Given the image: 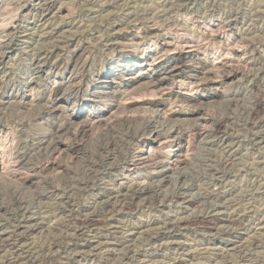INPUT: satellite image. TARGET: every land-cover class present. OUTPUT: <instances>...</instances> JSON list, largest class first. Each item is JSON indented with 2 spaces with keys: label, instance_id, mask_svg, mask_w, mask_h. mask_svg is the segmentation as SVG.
Here are the masks:
<instances>
[{
  "label": "rangeland",
  "instance_id": "374dc122",
  "mask_svg": "<svg viewBox=\"0 0 264 264\" xmlns=\"http://www.w3.org/2000/svg\"><path fill=\"white\" fill-rule=\"evenodd\" d=\"M0 15L3 21L0 22V30L4 31L6 26L11 27L9 33L4 31V37L0 38V135L7 134L9 122L5 117L17 105L19 110L14 116L17 122L22 117H25V122L32 119L30 121L33 125L27 133L30 140L36 138L38 133H53L60 127L59 138L49 148L52 150L60 144L70 149L68 154L54 156L51 160L45 155L37 158L32 151L33 157L27 160L31 167H40L49 161L54 164V169L51 167L50 171L29 178L34 182L33 186L16 192L17 195L21 194L22 204L17 203L16 196H11L12 190L13 194L17 190L0 186V232L14 235L13 251L21 254V262L32 264L26 253L27 246H37L39 249L49 247L55 239L61 240L66 231L70 234L66 243L81 244L95 236L91 245L96 247L100 241L106 243L108 239H115V236L122 240L128 239L134 228L137 229L134 241L129 245L134 244L132 249L138 256L128 264H152L145 255L151 250H158L159 245L163 244L159 255L154 258L157 261L155 264H172L173 259H182V264H243L237 253L233 255L235 257L230 256L233 254L230 253L223 260L217 247H234L250 240H257L259 244V251L253 252H261L259 256L264 255V144L253 148L252 131L247 126L253 120V111H257L256 105L261 107L257 111L258 121H264V79L254 81L252 77L258 69L264 67V0H0ZM213 24L218 25L219 29H210ZM224 35L235 37V42L230 45L222 43L218 37ZM161 36L175 40L184 36L192 37L214 53L221 52L236 65V79L225 81V71L220 69L218 72H210L211 76L206 77L209 78L207 81H196L189 73L190 63L178 61L173 51L166 53L162 59L164 63L153 73L152 76L155 77L150 78L151 74L146 73V69L154 55L150 54L147 60L143 56L145 52L155 48ZM1 50L6 54L3 57ZM236 50L241 51L240 56H236ZM175 65L180 66L181 72H184L181 77L167 75ZM130 72L135 73V81L129 80L127 75ZM69 74L74 76L73 81L66 83L64 79ZM111 75L114 78L111 79ZM150 80L159 82H155V87H149V83H145ZM55 81L58 82L57 85ZM33 88L35 90L32 91ZM125 101L132 102L125 108L127 111L124 110ZM49 105L57 107L54 115L46 110ZM81 110L86 113L96 110L97 114L104 115L105 121L102 124L97 122L93 131L78 140L73 133L79 122L76 112ZM197 112L199 114L196 116ZM165 114L169 116L167 121ZM152 116L155 120L148 126L144 121ZM126 117L143 120L138 125L126 123V128L122 127L117 134L118 139L115 136L114 139L108 137L107 131L113 130L115 123ZM218 121L222 123L221 131L216 127ZM172 126L173 129L181 128L183 139L192 145L191 152L177 173H168L166 185L156 195L158 198L151 194L146 196L145 203L155 198L151 202L152 207L137 201L132 210L121 211L112 221L109 219L97 227L80 224V216L86 214V211H96L97 214L103 211L98 203L106 196L105 193L128 190L137 184L144 187L151 183L148 177L151 170L145 165L125 173L121 160H112L102 168V163L98 162L97 170L94 161H98L100 156L112 158L114 148H121V144L116 146L119 139L126 142V147L137 132L146 131L149 134L160 128L159 131L164 135H170ZM13 127L14 139L10 149L18 151L21 144L19 140L25 136L20 137L16 126ZM261 129L264 136V125ZM198 132L205 133L207 140L204 139V142H212L213 138L215 141L206 143L205 146L194 144ZM237 133H240V137ZM227 138L231 142L230 149L227 148L229 150H226L227 145H223ZM164 152L166 151L161 154L166 156ZM25 172L29 174L28 170ZM221 174L223 177H220ZM212 188L223 193L226 190L223 201L228 202L204 198L206 194L213 192ZM178 194L188 200H195V204L184 212L182 201L172 199ZM212 202L217 207L224 203L221 204L225 211L222 214L236 216L239 219L237 223L229 227L222 223L225 228L221 224L217 225L216 229L223 227L221 231L194 226L189 231L180 233L176 239L165 238L156 244L147 239L150 233H157L168 219L180 215H205L216 207ZM112 227H117V235L109 234ZM215 233L218 237H213ZM260 233L262 234L259 235ZM169 241L181 243V250L168 249ZM63 252L43 264H62L64 257L72 255V252ZM125 252L124 248L117 256ZM8 255L5 251L2 259ZM87 261L82 260L81 263L86 264ZM96 262L101 264L100 260Z\"/></svg>",
  "mask_w": 264,
  "mask_h": 264
},
{
  "label": "bare ground",
  "instance_id": "6f19581e",
  "mask_svg": "<svg viewBox=\"0 0 264 264\" xmlns=\"http://www.w3.org/2000/svg\"><path fill=\"white\" fill-rule=\"evenodd\" d=\"M2 7V6H1ZM179 12V11H178ZM178 14V13H177ZM2 16V15H0ZM179 20V19H178ZM1 17H0V22H1ZM3 22V21H2ZM170 22V21H169ZM138 24V23H137ZM176 24V23H175ZM187 24V23H186ZM187 26V25H186ZM220 26V25H219ZM156 27V26H155ZM153 27V29L155 28ZM9 26L4 27V31L9 33ZM150 28V27H149ZM215 28H218V25H210V29H212L214 31ZM219 29V28H218ZM230 29V28H229ZM3 30V29H2ZM4 31L0 30V38L3 36ZM12 31V30H11ZM148 31V30H147ZM151 32V31H150ZM216 32V31H215ZM44 33V32H43ZM218 34V33H217ZM223 34V33H222ZM158 35V34H157ZM10 36V35H9ZM156 36V35H154ZM4 37V36H3ZM218 39H220V41L226 45H230L232 44V42H235V37L233 36H223V37H218ZM8 42V41H7ZM137 42V41H136ZM2 44V43H1ZM6 44V43H5ZM3 44V45H5ZM11 44V43H10ZM9 44V46H10ZM8 46V45H6ZM232 46V45H231ZM3 47V46H2ZM232 48V47H231ZM2 49V48H1ZM150 49V48H149ZM240 50V49H238ZM235 51L236 56H240L241 55V51ZM5 51V50H4ZM173 51V54H176V59L178 61H186L189 62V73L191 75V78L194 80H206V77H209L210 72H214L222 69L223 71H225V76H224V80L227 82L230 81H234L236 79V71L234 69H236V65H233L231 63V60H229V58L222 54L221 52L218 53H214L213 51H211L207 46H201L199 44L198 41H196L194 38L192 37H188V36H184L182 38H178L177 40H175L172 37H163L161 36L160 40L156 43L155 48H153L151 51L149 52H145L144 53V59L147 60V58H149L150 54H153V60L150 62V64H148V68L146 69V73H150L152 77L153 73L155 71H158L160 68V65L162 63H164V61L162 60L167 52ZM2 52V50H1ZM46 52V51H45ZM3 53V52H2ZM2 57L5 56L6 54L3 53L1 54ZM49 55V54H48ZM259 59V58H258ZM1 62V61H0ZM143 62H145V60H143ZM179 62V63H180ZM2 63V62H1ZM4 63V62H3ZM178 63V64H179ZM5 64V63H4ZM182 65V64H181ZM239 65V64H238ZM78 67V66H77ZM1 68V67H0ZM143 70V69H142ZM221 70V71H222ZM145 73V72H144ZM253 73V72H252ZM256 73V72H255ZM72 74V73H71ZM181 74L183 75L184 72H181L180 70V66H176L173 67L170 71H168V74L170 77H181ZM214 75V74H213ZM68 76V75H67ZM129 77V80L131 81H135L136 77H135V73H129L127 75ZM165 76V75H164ZM211 76V75H210ZM215 76V75H214ZM250 76V75H249ZM74 77V76H73ZM73 77L69 74V76L64 79L66 81V83H70L73 81ZM183 77V76H182ZM190 77V76H189ZM254 78V81L262 78L264 79V67L258 69L257 73L255 75L252 76ZM110 78H114L113 75L110 76ZM209 79V78H208ZM207 79V80H208ZM248 79V78H247ZM184 80V79H183ZM206 80V81H207ZM148 81L145 84L149 83V87L152 85L155 87V84L159 81ZM78 82V81H77ZM154 82V83H153ZM264 82V81H263ZM56 85L58 84V82H56ZM144 83V82H142ZM202 83V82H201ZM204 83V82H203ZM138 84V83H137ZM151 84V85H150ZM260 84V83H259ZM81 85V84H80ZM141 85V84H140ZM167 85V84H166ZM165 85V86H166ZM202 85V84H201ZM258 85V84H257ZM264 85V84H263ZM80 87V86H79ZM170 87V86H169ZM161 88V87H160ZM253 88V87H252ZM151 89V88H150ZM153 89V88H152ZM35 90V88L32 89V91ZM103 90V89H102ZM129 90V89H128ZM156 90V89H155ZM100 91V90H99ZM123 91V90H122ZM150 91V90H149ZM158 91V90H157ZM104 92V91H103ZM131 92V91H129ZM134 92V91H133ZM97 94V93H96ZM102 94V93H101ZM157 94V93H156ZM164 94V93H163ZM107 95V94H106ZM123 95V94H122ZM121 95V96H122ZM109 97V96H108ZM123 98V97H122ZM51 99V98H50ZM52 100V99H51ZM110 100V99H109ZM115 100V99H114ZM153 100V99H152ZM112 101V100H111ZM120 101V100H119ZM128 101V100H127ZM133 101V100H132ZM9 102V101H8ZM40 102V101H39ZM142 102V101H141ZM194 102H197V100H195ZM3 103V102H2ZM12 103V102H11ZM124 103V102H123ZM122 103V104H123ZM16 104V103H15ZM51 104V103H50ZM121 104V102H120ZM119 104V105H120ZM129 104L131 103H124V110H126L125 108L127 106H129ZM118 105V106H119ZM197 105V103H196ZM17 106V105H16ZM16 106H14V108L12 107L8 113L9 115L7 117H5V119H7L6 121H8V127H7V134L5 136H1L0 135V186L5 188V186H7V188H13L17 191H14L13 194V190L11 193V196L13 197L16 196V200L17 203L22 204L23 200H22V196L20 197V195H17L16 192H18L19 190H24L27 187L33 186V183L29 178H34L37 177V175L41 172H45V171H50L51 167H53L52 169H54V164H50L49 161L45 162L44 164H41L40 167H31L32 165H30L28 163L27 160H30L29 158L33 157L32 151L34 153H36L34 156H36L37 158L40 157V155H45L46 158H48L49 160H51L52 157L54 156H61L60 154H68L70 152V149L68 148V146H63L58 144L57 148H52V150L49 148L50 145H52V143H54L55 139L59 138L60 135V127H58L55 131H53V133H38V136L36 138L33 139H29L30 137L27 135L28 131H30V127L33 125L31 123L30 117H29V121L25 122V117H22L23 119L19 120V122H17L14 119V116L16 115L17 111L19 109L16 108ZM198 106V105H197ZM120 107V106H119ZM257 107V111L259 112L261 110L260 105H256ZM123 108V106H122ZM138 108V107H137ZM190 108V107H189ZM130 109V108H129ZM144 109V108H142ZM149 109V108H148ZM152 109V108H151ZM2 110V109H1ZM46 110L50 113H52V115H54L57 112V107H53L51 105H49L48 107H46ZM121 110V109H120ZM133 110V109H132ZM254 110V109H253ZM26 111V110H25ZM104 111V110H103ZM127 111V110H126ZM160 111V110H159ZM257 111H253L252 114V122L247 126L249 130L252 131V144H253V148H258L261 147L264 144V136L262 134V127L264 125V121H258V112ZM39 112V111H38ZM41 112V111H40ZM132 112V111H131ZM140 112V111H139ZM167 112V111H165ZM171 112V111H170ZM5 113V112H4ZM102 113V112H101ZM112 113V112H111ZM126 113V112H125ZM138 113V112H137ZM142 113V111H141ZM149 113V112H148ZM153 113V112H152ZM155 113V112H154ZM160 113V112H159ZM31 114V113H30ZM33 114V113H32ZM96 110H94L93 112H83L81 111H77L76 115H77V119L79 120L78 124L74 123V125H78V128L75 129L74 134V138L79 140V137L84 136L86 133H88L89 131H93L92 129H94V126L96 125L97 122H99V124L103 121H105L104 119V115H99L97 114ZM139 114V113H138ZM144 114V113H142ZM163 114V113H162ZM167 114V113H166ZM165 114V115H166ZM199 113H195V115L197 116ZM260 114V113H259ZM5 115V114H4ZM95 115V116H93ZM124 115V114H123ZM145 115V114H144ZM142 115V116H144ZM157 115V113L155 114ZM161 115V114H160ZM159 115V116H160ZM38 116V115H36ZM109 116V115H108ZM112 116V114H111ZM115 116V114H114ZM132 116V115H131ZM137 116V115H135ZM147 116V114H146ZM167 116V115H166ZM164 116L166 118H169V116ZM251 116V114L249 115ZM134 117V116H132ZM140 117V116H138ZM163 117V116H162ZM207 117V116H206ZM109 118V117H108ZM118 118V117H117ZM144 118V117H142ZM160 119V117H157ZM94 119V120H93ZM107 119V118H106ZM123 119V118H122ZM121 122L115 123L116 125L114 126L115 128H113V130L111 131H107V136L114 139L117 138V135L120 131V129H122V127L124 128V125H126V123L128 124H140L139 122L142 121L143 119H135V118H130V117H126L125 119L122 120ZM163 119V118H162ZM250 119V117H249ZM114 120V119H113ZM145 120V118H144ZM155 120V117L152 116L151 118H149L148 120L144 121L145 124H149L148 126H150V124ZM165 120V119H164ZM198 120V119H197ZM109 121V119H108ZM120 121V119H119ZM169 121V120H168ZM250 121V120H248ZM36 122V121H35ZM74 122V121H73ZM112 122V120H111ZM142 122V123H144ZM157 122V121H156ZM73 124V123H72ZM128 124V125H129ZM158 124V123H157ZM228 124V123H227ZM226 124V125H227ZM230 124V123H229ZM153 125V124H152ZM201 125V124H200ZM13 126H16V128L18 129L17 131L19 132L18 134H21L20 137H24L25 138H20L19 142L20 144V149L18 151H14L11 150L10 148L13 146ZM104 126V125H103ZM130 126H134V125H130ZM129 126V128H130ZM161 126V125H160ZM164 126V125H162ZM222 126V123L218 121V125L217 130H220ZM230 126V125H229ZM227 126V127H229ZM136 127V126H134ZM134 127H132V129H134ZM168 127V126H167ZM181 127V126H180ZM199 127V126H198ZM226 127V128H227ZM126 128V127H125ZM124 128V129H125ZM128 128V126H127ZM145 128V127H144ZM148 128V127H147ZM159 128V127H156ZM163 128V127H162ZM166 128V126H165ZM98 129V128H97ZM154 129V127H153ZM160 129V128H159ZM159 129H154L152 130L149 134H147L146 131L140 133L137 132L136 130L134 132H137L136 137L134 136V139L127 142V146L126 142L124 143L123 140L120 141V139L116 142V146H118L119 144H121V148L118 146L116 147V149L114 148L113 150V157L110 158V156L107 157H102L100 156L98 158V161L95 160V168L97 170L98 168V162L102 163V167H105L108 163H111L110 161L114 160H121L122 161V166L123 169L126 172H132V168H136L138 166H142L145 165L147 167H149L148 169L151 170V172L148 173V177L151 181L150 184H148L147 186L142 187L141 184H137L135 186H131L130 189L128 190H116L114 192H109V193H105L104 195H106L105 197H102V199L100 200V202L98 204H101L102 206V212L100 214H97L96 211H93L94 213H90L89 211H86L87 213L83 214L82 216H80L81 218L79 219V223L82 225H91L92 227H97L98 225H100L101 223L107 221V220H111L117 216L119 213H121V211H130L132 210L135 206H136V202L137 201H142L144 204H146V206H151V202H153L152 198L151 200L149 199L146 203L145 201L146 196L151 194V196H155L156 198H158L157 193L158 191H161V188H163L164 185H166V180H167V175L169 172L172 173H177L179 171V169L181 168L182 164L185 162V160L188 159L190 152H191V147L192 145L190 144L189 141H185L183 139L182 136V132H181V128L179 127H175L173 129V126L170 130L172 131V133L170 135H164L163 132ZM225 129V128H223ZM246 129V130H248ZM261 129V130H260ZM145 130V129H143ZM168 130V129H167ZM168 130V131H169ZM183 130V129H182ZM216 130V131H217ZM227 132V129H225ZM230 130V129H228ZM33 131V130H32ZM31 131V132H32ZM37 131V130H36ZM104 131V130H103ZM129 131V129H128ZM221 131V130H220ZM121 132V131H120ZM123 132V131H122ZM126 132V131H125ZM130 132V131H129ZM167 132V131H166ZM214 132V131H213ZM235 132V131H234ZM233 132V133H234ZM238 132V131H237ZM36 133V132H34ZM140 133V134H139ZM184 133V132H183ZM191 133V132H190ZM230 133V132H229ZM247 133V132H246ZM91 134V133H90ZM132 134V133H131ZM169 134V132H168ZM192 134V133H191ZM209 134V133H208ZM216 134V133H215ZM238 134V133H237ZM240 134V133H239ZM238 134V136H239ZM249 134V132H248ZM122 135V134H121ZM120 135V136H121ZM134 135V134H133ZM217 135V134H216ZM209 136V135H208ZM207 136V137H208ZM212 136V135H211ZM218 136V135H217ZM222 136V135H221ZM237 136V135H235ZM234 136V137H235ZM248 136V135H247ZM250 136V135H249ZM107 137V138H108ZM131 137V136H130ZM216 137V136H213ZM226 137V136H225ZM224 137V138H225ZM240 137V136H239ZM82 138V137H81ZM109 138V139H110ZM212 138V137H211ZM219 138V137H216ZM233 138V137H232ZM243 138V136H242ZM73 139V138H72ZM108 139V140H109ZM123 139V136H122ZM130 139V138H129ZM204 139L207 140L205 133L204 132H198L195 135V143L194 144H198L199 146H205L204 144H208V143H213L215 141V139L213 138L214 141L212 142H204ZM229 138H227V140H224V146H226V150L230 149V140L228 141ZM222 140V141H223ZM239 140V139H238ZM247 140V139H246ZM111 141V140H110ZM116 141V140H115ZM173 141V143H172ZM237 141V140H236ZM235 141V142H236ZM108 142V141H107ZM233 142V141H232ZM57 143V142H56ZM102 143V142H101ZM221 144V143H219ZM249 144V143H248ZM109 145V143H108ZM107 145V146H108ZM114 145V144H113ZM217 145V144H216ZM222 145V144H221ZM220 145V146H221ZM59 146V147H58ZM106 146V148H107ZM212 146V145H211ZM243 146V145H242ZM252 146V145H251ZM105 147V146H104ZM208 147V146H207ZM214 147V146H213ZM229 147V149H227ZM233 147V145H232ZM211 148V147H210ZM225 148V147H223ZM239 148V147H238ZM252 148V149H253ZM264 148V147H263ZM99 149V148H98ZM166 154V156H163L161 153L163 151ZM38 151V152H37ZM104 151V150H103ZM260 151V150H258ZM262 151V150H261ZM254 152V151H253ZM8 153V154H7ZM97 153V152H96ZM109 153H111L109 151ZM224 153V152H222ZM230 153V152H229ZM259 153V152H258ZM261 153V152H260ZM101 155V152H100ZM96 155H94L95 157ZM112 156V155H111ZM225 156V155H224ZM230 156V155H229ZM231 157V156H230ZM57 158V157H56ZM91 158V157H90ZM93 158V156H92ZM259 158V157H258ZM97 159V158H96ZM116 159V160H115ZM225 159V158H224ZM32 160V159H31ZM90 160V159H89ZM155 160H159L158 162H156L155 164H151V165H147L151 162H154ZM229 160V158H228ZM231 160V158H230ZM97 161V163H96ZM221 162V160H220ZM227 162V160H226ZM228 163H232V162H228ZM234 163V162H233ZM229 165V164H228ZM234 165V164H233ZM36 166V165H35ZM39 166V165H38ZM226 166V165H225ZM230 166V165H229ZM113 167V166H112ZM120 167V166H119ZM214 167V166H213ZM147 169V168H146ZM212 168L210 167V170ZM28 170L27 174L25 171ZM95 170V171H96ZM99 170V169H98ZM148 170V171H149ZM218 170V169H217ZM84 172V171H83ZM220 172V171H219ZM82 173V172H81ZM211 173V171H210ZM86 174H88L86 172ZM92 174V173H91ZM227 174V173H226ZM124 176V175H123ZM215 176V173L213 175V177ZM222 176V174L220 175V177ZM89 177V174H88ZM127 177V176H126ZM186 177V176H185ZM223 177V176H222ZM218 178V177H217ZM224 179V178H223ZM222 179V180H223ZM33 180V179H32ZM221 180V179H220ZM225 182V181H223ZM224 184V183H223ZM116 186V185H115ZM221 186V183H220ZM82 187V186H81ZM122 187V186H121ZM118 189V188H117ZM213 189V188H212ZM9 191V190H7ZM6 191V192H7ZM26 191V190H25ZM185 191V190H184ZM247 191V190H246ZM225 192H227L225 190ZM225 192L223 193L222 191L219 192L218 191H214L210 192L208 194L205 195L204 198L207 199H216L219 201H223L226 198V194ZM248 192V191H247ZM252 192V191H251ZM19 193V192H18ZM231 195V194H230ZM248 195V194H247ZM250 195V193H249ZM183 199H182V198ZM246 197V196H245ZM253 197V196H251ZM262 197V196H261ZM260 197V198H261ZM15 198V197H14ZM232 197H230L228 200L230 201ZM241 198V197H240ZM239 198V199H240ZM243 198V197H242ZM259 198V197H258ZM173 200H178V201H182V205H184L182 208L185 212V210H187L191 205L195 204V200H188L186 198H184L181 195H175L173 198ZM249 200H251L250 198H248ZM255 199V198H254ZM257 199V198H256ZM13 200V199H12ZM15 200V201H16ZM203 200V199H202ZM233 200V199H232ZM247 200V199H246ZM156 201V200H155ZM154 201V202H155ZM211 201V200H210ZM215 201V200H214ZM234 201H236L234 199ZM239 201V200H238ZM241 201V200H240ZM239 201V202H240ZM254 201V200H253ZM216 202V201H215ZM224 202V201H223ZM226 203L228 201H225ZM224 202V203H225ZM238 202V203H239ZM242 202V201H241ZM252 203V201H250ZM199 203V202H198ZM204 203V201H203ZM210 203V202H209ZM213 203V202H212ZM219 203V202H218ZM217 203V204H218ZM221 203V202H220ZM221 203V204H224ZM232 203V201H231ZM236 203V202H234ZM246 203V202H244ZM248 203V202H247ZM11 204V203H10ZM202 204V202H201ZM211 204V203H210ZM214 204V203H213ZM212 204V205H213ZM219 204L220 206L217 207V205H215L216 207H214V209L212 211H208V213H206L205 215H201V216H194V217H184L182 215L177 216L176 218H171L168 219L166 221V223H164V226L162 228L159 229V231L155 234L150 233L147 236V239L156 244L159 243L161 240L165 239V238H173L176 239L178 235H180V233L182 234L183 232L189 231L192 227L194 226H204L206 227V229L212 231L215 230L217 225L222 223L228 227L230 225H233L234 223H237V217L236 216H232V215H226V214H222V205ZM241 204V203H240ZM177 205V204H176ZM205 205V204H204ZM231 205V204H230ZM234 205V204H233ZM251 205V204H250ZM9 206V205H8ZM179 206V204H178ZM225 206V205H224ZM152 207V206H151ZM209 207V206H207ZM206 207V208H207ZM239 207V206H238ZM237 207V208H238ZM213 208V207H212ZM234 208V207H233ZM156 209V208H155ZM211 209V206H210ZM231 209V208H230ZM252 209V208H251ZM164 210V209H163ZM182 210V211H183ZM209 210V209H208ZM226 210V209H225ZM240 210V209H239ZM162 211V210H161ZM206 211V210H205ZM229 211V210H228ZM231 211V210H230ZM236 211V210H235ZM233 211V212H235ZM244 211V210H242ZM241 211V212H242ZM252 211V210H251ZM257 211V210H256ZM160 212V211H159ZM225 212V211H223ZM227 212V211H226ZM248 212V211H247ZM232 213V212H231ZM237 213V212H236ZM239 213V212H238ZM237 213V214H238ZM251 213V212H250ZM235 214V213H234ZM247 214V213H245ZM240 215V214H239ZM244 215V214H242ZM249 215V214H248ZM248 217V216H247ZM246 217V219H247ZM264 217V216H263ZM122 218V217H121ZM41 219V218H40ZM118 219V218H117ZM261 219V218H260ZM121 220V219H120ZM257 220V219H256ZM263 220V219H262ZM261 220V221H262ZM242 221V220H241ZM244 221V220H243ZM259 222V221H258ZM257 222V224H258ZM263 222V221H262ZM261 222V223H262ZM44 223V222H43ZM118 223V222H117ZM264 223V222H263ZM262 223V224H263ZM239 224V223H238ZM117 225V224H116ZM16 226V225H15ZM22 226V225H21ZM26 226V225H25ZM41 226H43L41 224ZM40 226V227H41ZM122 226V225H121ZM264 226V225H263ZM85 227V226H84ZM224 227V226H223ZM222 227V228H223ZM256 227V224L255 226ZM29 228V227H28ZM27 228V230H28ZM220 226L219 228H217L216 230H220L222 229ZM225 228V227H224ZM252 228V227H251ZM262 228V227H261ZM11 229V228H10ZM235 230V228H233ZM264 229V227H263ZM9 230V229H8ZM36 230V229H35ZM47 230V229H46ZM117 227H112L108 232L110 235H117L118 232H116ZM131 236L129 234V238L128 239H124L123 240L121 238H117L116 236L114 237L115 239H111L112 241H110V239H108V241L106 243H100L98 244V246L94 247V245H91V241H93L92 239H95L96 237L94 236L91 240H87L81 244L79 243H75V244H69L68 242L66 243V241L69 239L70 234L69 231H66V234L61 238V240L59 239H55V242L50 245L49 247H44V248H36V247H31V246H27V252L29 254V258L32 260V264H43L45 263V261H48L54 257H56V255L62 254L64 253L63 251H68V252H72V255H69V257H64L63 258V263L64 264H80L82 260L87 261V259H90L89 261H87L86 264H96L98 262V260L101 261V264H128L130 263L133 259H135L138 254H136L134 252V250L132 249L134 244L131 246L129 245L132 241H134L133 237L136 234V228L131 229ZM149 230V229H148ZM205 230V229H204ZM215 230V231H216ZM218 230V231H219ZM13 231V230H12ZM18 231V230H17ZM31 231V230H29ZM195 231V230H194ZM217 231V232H218ZM221 231V230H220ZM8 232V231H7ZM14 232V231H13ZM51 232V231H50ZM216 232V233H217ZM20 233V232H19ZM23 233V232H22ZM26 233V230H25ZM148 231L145 233L147 235ZM211 233V232H210ZM213 234V237H218L217 234ZM18 234V232H17ZM232 234V233H231ZM230 234V235H231ZM262 233H260L259 235H261ZM264 234V233H263ZM29 235V234H28ZM31 235V234H30ZM54 235V234H51ZM190 235V234H189ZM207 235V234H206ZM209 235V234H208ZM259 235H255L256 237H260ZM14 236V235H13ZM13 236L5 233V232H0V264H22L23 262L20 261V259H22L21 254L17 253L15 250L13 251V243H12V239ZM45 236V235H43ZM212 236V235H211ZM232 236V235H231ZM251 236V235H250ZM254 236V235H253ZM254 236V237H255ZM19 237V236H18ZM120 237V236H119ZM122 237V236H121ZM226 237V236H225ZM252 237V236H251ZM251 237H249L251 239ZM264 237V236H263ZM27 238V237H26ZM29 238V237H28ZM49 238V237H48ZM209 238V237H208ZM23 239V238H22ZM50 239V238H49ZM226 239V238H225ZM229 239V238H228ZM254 239V238H253ZM256 239V238H255ZM260 239V238H259ZM148 240L146 242H148ZM263 240V239H262ZM18 241V240H17ZM99 241V240H98ZM237 241V240H236ZM247 241V238H246ZM245 241V242H246ZM249 241V240H248ZM263 242V241H262ZM16 243V242H15ZM168 243V241H167ZM170 245H166L171 249L174 250H181L180 249V245L181 243L179 242H171L169 241ZM211 243V241H210ZM34 244V243H33ZM44 244V243H43ZM162 244V243H161ZM180 244V245H179ZM261 244V243H260ZM18 245V244H17ZM25 245V244H24ZM32 245V244H31ZM42 246V244H40ZM45 245V244H44ZM65 247H64V246ZM97 245V244H96ZM219 245V244H218ZM239 245V244H238ZM232 246V247H217V250H220L221 254L220 256L223 255V260L224 257H227V255H230V253H233L230 256H233L234 254L237 256L240 260L241 263L243 264H264V255L259 256V253L261 254V252H256L254 253L253 251H257L259 249V244L257 242V240L254 241H249L248 243H240L239 246ZM262 245V244H261ZM260 245V246H261ZM21 246V245H20ZM25 246V247H26ZM33 246V245H32ZM47 246V245H46ZM165 246V247H166ZM221 246V245H220ZM264 246V245H263ZM40 247V246H39ZM125 248V253H123V255L121 256H117V253L119 251H122V249ZM163 246L159 245L158 250H151L150 252H148L145 257L149 259V263L155 264L157 261L154 260V258L156 256L159 255V252L162 250ZM215 247V246H214ZM164 249V248H163ZM216 249V248H215ZM26 250V249H25ZM263 250V249H262ZM7 251V254L9 253L8 256H6L4 259H2V254ZM212 251V250H210ZM259 251V250H258ZM137 252V251H136ZM121 253V252H120ZM174 253H176L174 251ZM216 253V251H215ZM264 253V251H262V254ZM189 254V253H188ZM27 255V254H26ZM211 256V255H210ZM179 257V256H178ZM235 257V256H233ZM216 259V257H215ZM232 259V257H231ZM23 260V259H22ZM30 260V262H31ZM182 259H173V263L172 264H182L181 262ZM184 260V259H183ZM194 260V259H193ZM237 260V257H236ZM50 262V261H49ZM225 262H227L225 260ZM233 262V261H232ZM25 263V262H24ZM23 263V264H24ZM62 263V264H63ZM145 263V262H144ZM224 263V262H223ZM235 263V262H234ZM239 263V262H237ZM61 264V263H60ZM82 264V263H81ZM212 264H219L217 262L212 263Z\"/></svg>",
  "mask_w": 264,
  "mask_h": 264
}]
</instances>
